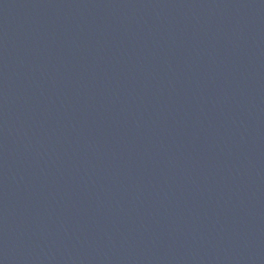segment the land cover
I'll return each mask as SVG.
<instances>
[{"label": "water", "instance_id": "obj_1", "mask_svg": "<svg viewBox=\"0 0 264 264\" xmlns=\"http://www.w3.org/2000/svg\"><path fill=\"white\" fill-rule=\"evenodd\" d=\"M0 264H264V0H0Z\"/></svg>", "mask_w": 264, "mask_h": 264}]
</instances>
